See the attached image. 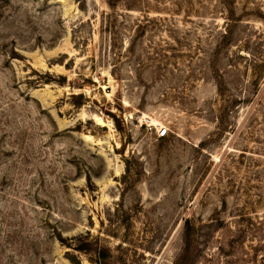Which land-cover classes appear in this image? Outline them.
I'll return each instance as SVG.
<instances>
[{
	"label": "rangeland",
	"instance_id": "rangeland-1",
	"mask_svg": "<svg viewBox=\"0 0 264 264\" xmlns=\"http://www.w3.org/2000/svg\"><path fill=\"white\" fill-rule=\"evenodd\" d=\"M0 264H264V0H0Z\"/></svg>",
	"mask_w": 264,
	"mask_h": 264
},
{
	"label": "built area",
	"instance_id": "built-area-1",
	"mask_svg": "<svg viewBox=\"0 0 264 264\" xmlns=\"http://www.w3.org/2000/svg\"><path fill=\"white\" fill-rule=\"evenodd\" d=\"M167 132H168L167 129H161L158 134L159 138H165L168 134Z\"/></svg>",
	"mask_w": 264,
	"mask_h": 264
},
{
	"label": "trees",
	"instance_id": "trees-1",
	"mask_svg": "<svg viewBox=\"0 0 264 264\" xmlns=\"http://www.w3.org/2000/svg\"><path fill=\"white\" fill-rule=\"evenodd\" d=\"M80 251H82V250H80Z\"/></svg>",
	"mask_w": 264,
	"mask_h": 264
}]
</instances>
